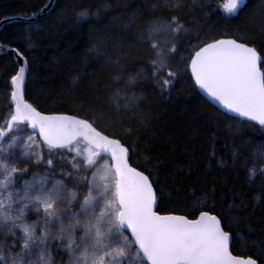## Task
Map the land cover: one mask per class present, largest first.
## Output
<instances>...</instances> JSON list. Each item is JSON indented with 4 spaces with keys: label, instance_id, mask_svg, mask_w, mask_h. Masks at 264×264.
Here are the masks:
<instances>
[{
    "label": "snow or ice",
    "instance_id": "obj_1",
    "mask_svg": "<svg viewBox=\"0 0 264 264\" xmlns=\"http://www.w3.org/2000/svg\"><path fill=\"white\" fill-rule=\"evenodd\" d=\"M248 3L208 0L205 4L201 0L203 23L190 15L193 5H187V19L173 11L166 21L150 19L146 27L135 29L131 23L149 9L131 12L129 23L118 28L107 23L99 9L93 13L73 0H66L59 13L47 18L41 12L3 17L0 22L31 17L27 26L12 35L8 46L0 43V50L14 54L7 81V116L0 124V231L10 237L8 254L0 250L3 264H56L54 253L59 251L67 255V264H129L131 256L133 264H264V251L260 259L234 254V244L245 242L242 233L250 223L251 209L243 201L224 204L217 200L218 181L208 173L216 160L214 149L205 158V167L200 166L197 145L204 139L214 145L223 131L220 122L203 119L174 94L176 84L188 79L229 112L257 122L264 132V29L258 36L210 34L212 15L224 24L238 22L237 30L248 28L253 14L242 16ZM164 7L175 10L181 5L165 3ZM156 9L151 4L150 10ZM93 15L99 18L88 20ZM260 16L264 19V0ZM85 21L97 27L75 49L69 46L66 65L77 74L73 83L81 82L64 97L76 107L41 110L25 98L31 68L26 53L43 49L54 42L53 35L72 31ZM165 29L188 36L186 46L173 44L165 51L157 40ZM137 45L151 50L152 75L164 72L167 77L153 81L158 89L154 96L144 90L133 93L135 106L143 105L138 123L155 140L160 105L168 102L175 104L177 127L187 133L179 144L169 140L167 162L175 164L184 154L187 160L167 172L165 181L160 179L165 160L152 168L133 165L139 140L132 138L133 129L123 121L122 131H116L114 113L102 102L107 87L104 73L111 69L109 79L119 81L127 62L134 56L142 61ZM169 56L183 64V72L171 67ZM138 75H130L129 82L135 83ZM238 133L233 130L234 137ZM82 142L87 145L84 150L79 146ZM218 163L229 166L223 160ZM145 164H152V158ZM229 164L234 166L235 159ZM186 180L203 187L197 192L185 186ZM168 204L189 208L191 218L157 210ZM219 205L228 214L218 211Z\"/></svg>",
    "mask_w": 264,
    "mask_h": 264
},
{
    "label": "trees",
    "instance_id": "obj_2",
    "mask_svg": "<svg viewBox=\"0 0 264 264\" xmlns=\"http://www.w3.org/2000/svg\"><path fill=\"white\" fill-rule=\"evenodd\" d=\"M49 0H0V21L5 16H14L20 12L31 13L41 11ZM208 0H203L207 3ZM66 0H56L55 5L46 14L45 18L59 13ZM77 5H83L85 8L95 13L97 9L101 12V17L106 18V22L119 27L122 23H129L127 17L131 12L144 8L149 9L143 14L138 15L137 19L131 23L130 28L135 29L137 26L146 27L150 19L159 18L166 21L171 12H175L180 16L188 18L187 5H193V11L190 15H194L200 23H203L202 10L199 7L201 0H73ZM165 3L170 5L180 4L179 9H171L164 7ZM151 4H156L157 9L153 12L150 10ZM261 0H249L246 13L242 16L249 17L248 28L237 30L236 23L231 25L224 24L219 18L212 15L209 24L213 25L210 30L211 35H245L258 36L261 29H264V19L260 16ZM127 9V12L125 11ZM24 17H28L27 15ZM99 17L95 15L88 20H96ZM29 21V20H28ZM26 20H13L5 24L0 31V43L8 46L13 34L18 33L21 27L27 26ZM97 27L95 24L82 22L79 26L67 33H61L59 36L51 37V44H45L43 49H36L30 53H26L31 61L29 69L26 89V99L37 104L41 110L55 111L68 110L75 108V104H69L64 97L68 95L69 90L79 88L81 82L73 78L77 75L69 70L66 66L70 61L69 46L73 49L78 44H82L87 40L89 33ZM254 30V31H253ZM190 31L194 32L195 28L190 27ZM160 46L167 51L173 44L178 47L186 46L188 36L183 33L175 35L165 29L157 36ZM257 45L261 43L260 39L256 40ZM142 56L133 57L127 62V67L121 74L119 81L109 79L107 71L104 73V83L107 87L103 92V103H105L112 111V119L117 122L116 131H122L120 121H123L125 127L133 129V139H138V155L133 156V165L152 168L159 160H165L163 169L160 170V179H167V172L172 171L175 165L183 166L187 160V155H181L174 163L167 162L170 157L169 140L179 144L184 136L187 135L183 129L177 127L175 122V104L162 102L160 105V119L157 130L154 133L156 139L151 137L153 133H145L144 128L138 123V119L143 105L135 106L133 93L140 94L142 90L146 91L150 96H154L158 89L153 82L157 79H166L164 72H160L159 77L152 75L153 69L150 67V59L154 58L152 52L148 48L136 46ZM23 50V49H22ZM5 50H0L3 52ZM59 61V63H57ZM14 55L6 54L0 57V124L3 123L7 116L8 93L7 86L8 75L14 66ZM168 63L174 70L184 71L183 64L178 63L174 58L169 56ZM99 71V69H98ZM55 73L54 75H49ZM139 74L135 83H130L128 77L130 75ZM61 89L64 90L63 94ZM174 94L178 95L182 101L186 102L189 107L196 109L202 114V118L206 120H215L220 122L223 129L219 134L218 141L212 145L206 139L197 145V154L201 168L205 167V158L213 149L216 152V160H213V167L208 169L211 177H215L218 181L217 200L223 201L224 204L230 203L233 199L239 204L241 201L245 206L251 209L249 213V225L243 229L244 243L234 244V254L237 255H254L260 259V254L264 251V132L260 131L258 124L242 120L232 116L212 102H210L188 79H182L176 84ZM111 127L107 131L111 132ZM233 130H239L238 135L233 136ZM84 150L87 145L83 142L79 145ZM178 151L183 152L182 148ZM189 151L191 149L189 148ZM66 155V153H61ZM74 155V154H73ZM152 158V164H145V160ZM58 159V157H57ZM103 161H107V156H102ZM235 159V165L229 164L230 160ZM219 160H223L227 167H220ZM68 170H71L70 163L66 164ZM155 171V170H154ZM185 186L195 189L197 192L203 187L200 182L194 180H186ZM86 194V193H83ZM82 199V195L80 196ZM203 203V200H202ZM160 211H177L180 214H189L191 218V210L183 205L168 204L166 207L158 208ZM218 211L228 214V210L223 205L218 206ZM17 237H19L17 235ZM10 237L0 231V250L5 255L8 254L7 241ZM13 251H19L14 248ZM54 259L57 264L66 262V254L63 251L55 252ZM134 256L129 258V264H133ZM0 264L3 261L0 260Z\"/></svg>",
    "mask_w": 264,
    "mask_h": 264
},
{
    "label": "water",
    "instance_id": "obj_3",
    "mask_svg": "<svg viewBox=\"0 0 264 264\" xmlns=\"http://www.w3.org/2000/svg\"><path fill=\"white\" fill-rule=\"evenodd\" d=\"M56 3V0H49L48 4L42 9V11H39L41 12V16H45L46 14H48L50 12V10L53 8V6L55 5ZM31 17L28 16V17H22V18H18V19H14V20H30ZM3 20V19H2ZM1 20V21H2ZM13 20H9V21H6V22H0V31L2 29V27L9 23V22H12ZM6 54H13L11 53L10 51H3V52H0V57L6 55ZM14 55V54H13ZM198 87V89L200 90V92L210 101L212 102L214 105H216L218 108H220L222 111L232 115V116H235V117H238L242 120H245V121H249V122H253V121H250L248 118H245V117H242L240 116L239 114L237 113H232V112H229L227 109L224 108V106L222 104H220L219 102H217L215 99H213L211 96H209L206 92H204V90L200 89L198 85H196ZM255 124H258L257 122H253Z\"/></svg>",
    "mask_w": 264,
    "mask_h": 264
},
{
    "label": "rangeland",
    "instance_id": "obj_4",
    "mask_svg": "<svg viewBox=\"0 0 264 264\" xmlns=\"http://www.w3.org/2000/svg\"><path fill=\"white\" fill-rule=\"evenodd\" d=\"M33 219H35V217H33ZM17 235L19 236L20 234L19 233H17ZM21 247H22V245H21ZM55 255V254H54ZM67 259H68V257H67V255H66V262H64V264H67ZM57 264V263H56Z\"/></svg>",
    "mask_w": 264,
    "mask_h": 264
}]
</instances>
